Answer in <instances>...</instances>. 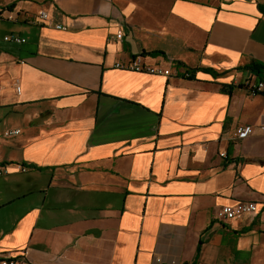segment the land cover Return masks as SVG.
Returning a JSON list of instances; mask_svg holds the SVG:
<instances>
[{
    "label": "crops",
    "instance_id": "crops-1",
    "mask_svg": "<svg viewBox=\"0 0 264 264\" xmlns=\"http://www.w3.org/2000/svg\"><path fill=\"white\" fill-rule=\"evenodd\" d=\"M0 12V126L21 131L0 135V257L264 264V209L215 218L264 199V92L239 82L264 79V0H0ZM138 55L174 74L116 67ZM241 125L254 134L237 139Z\"/></svg>",
    "mask_w": 264,
    "mask_h": 264
},
{
    "label": "built area",
    "instance_id": "built-area-1",
    "mask_svg": "<svg viewBox=\"0 0 264 264\" xmlns=\"http://www.w3.org/2000/svg\"><path fill=\"white\" fill-rule=\"evenodd\" d=\"M5 14L0 12V20L4 17ZM48 13L43 10L40 14V22L44 23L47 19ZM57 28H64L63 25H56ZM123 30H119V32L115 35L117 39L123 37ZM4 40L6 41H15V43H23L26 41L25 38L17 36L16 34H7L4 36ZM116 67L126 68L127 70H139L143 72L149 73H159L162 75H172L174 74L171 67L165 68L160 67L159 65H150L146 63L141 55L136 56L131 61L127 62H118ZM186 75H190L189 71H185ZM240 82L241 87H243L250 95L257 96L264 92V79L256 76L255 74L248 76L242 79ZM18 91H20L18 87ZM254 127L251 125H241L235 128V137L237 139L243 138L247 135L254 134ZM20 129L13 128H5L2 129L0 126V135L4 137H14L20 134ZM224 155V154H222ZM17 168L19 171H27V166L24 164H18ZM10 173L8 164H0V178L6 176ZM264 209V199L258 201H239L234 204L225 205L217 210L215 214V218L222 224H230L234 219L237 220L248 213H257L260 210ZM23 256H27L29 254L28 250H23L21 253ZM16 254H11L7 256L0 257V264H18L19 258ZM161 258H157V262H161Z\"/></svg>",
    "mask_w": 264,
    "mask_h": 264
},
{
    "label": "trees",
    "instance_id": "trees-1",
    "mask_svg": "<svg viewBox=\"0 0 264 264\" xmlns=\"http://www.w3.org/2000/svg\"><path fill=\"white\" fill-rule=\"evenodd\" d=\"M249 68H251L253 71H255L256 74H260V71L263 69V65L256 63V62H252L249 65Z\"/></svg>",
    "mask_w": 264,
    "mask_h": 264
}]
</instances>
